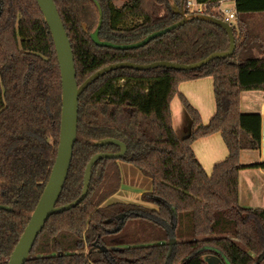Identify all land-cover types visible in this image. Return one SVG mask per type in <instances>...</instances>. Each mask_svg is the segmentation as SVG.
Instances as JSON below:
<instances>
[{
  "label": "trees",
  "instance_id": "obj_1",
  "mask_svg": "<svg viewBox=\"0 0 264 264\" xmlns=\"http://www.w3.org/2000/svg\"><path fill=\"white\" fill-rule=\"evenodd\" d=\"M97 1L103 16L99 36L118 44L137 42L182 19L175 6L183 0ZM197 1L208 4L206 14L224 19L211 11L219 0ZM248 1L237 0L239 13L249 9ZM55 2L73 47L79 84L112 63L190 64L230 47L222 26L198 18L139 48L99 46L91 38L101 18L95 1ZM131 18L138 22L127 25ZM240 21L247 32L245 19ZM250 43L245 39L232 56L192 70L124 67L95 80L80 96L77 141L57 204L82 194L85 170L95 154L120 150L97 141L119 138L127 152L95 163L87 196L50 216L25 264H208V255L225 264H256L264 254V207L239 202L240 171L264 168V161L241 162L242 150L261 149L263 116L241 109L243 91L264 90V43ZM207 76L213 79L216 112L204 123L179 85ZM176 96L192 120L185 138L173 125ZM61 110L57 51L37 0H0V204L13 207L0 209V264L11 256L50 177ZM218 132L229 153L208 173L193 143ZM119 160L152 179L153 189L142 201L154 207L110 201L122 184Z\"/></svg>",
  "mask_w": 264,
  "mask_h": 264
},
{
  "label": "water",
  "instance_id": "obj_2",
  "mask_svg": "<svg viewBox=\"0 0 264 264\" xmlns=\"http://www.w3.org/2000/svg\"><path fill=\"white\" fill-rule=\"evenodd\" d=\"M99 7L101 18L98 28L92 32V40L99 46H106L115 49H134L145 46L151 40L158 36H161L183 24L191 19L198 18L214 22L222 26L228 33L230 39V47L226 51H217L210 54L208 57L194 63L186 64L181 62H173L169 60H159L147 64H140L136 62L123 61L109 64L90 75L81 84L77 80V70L75 64V57L73 47L66 30L63 19L58 10L55 0H37L42 13L47 21L51 30L55 47L57 51V57L60 65L61 79H62V110H61V123H60V138L57 156L53 165L48 182L42 192L40 200L36 205L30 221L24 232L22 233L17 245L15 246L11 256L7 260L6 264H25L29 259L33 247L45 227L46 222L51 215L59 213L65 210H69L78 204H80L89 192L92 171L95 163L101 158H113L120 159L127 152V144L119 138L108 137L97 141L96 144H117L120 150L117 152H100L95 154L89 161L85 170L84 177V188L82 194L74 201L58 205V200L65 186L67 180L72 158L74 146L78 136V123H79V100L81 94L99 77L105 73L116 70L119 68L129 67L138 70H149L157 67H167L178 70L196 69L202 67L216 58H227L234 54L237 48V37L235 27L225 21L224 19L218 18L214 15L206 13H192L189 14L185 7V0L182 1L181 6H175L176 12L182 15V19L157 31L152 32L143 39L128 43L118 44L108 40H102L99 36L100 28L103 22L102 9L97 0H94ZM192 122V120H191ZM192 132V123L188 132L183 135H179L181 138L188 137ZM261 150L264 155V110L262 117L261 127ZM0 209L13 210V207L0 204ZM124 217V216H123ZM124 221L122 222V224ZM175 240L172 238L171 244H174ZM264 259V254L261 255L256 262L259 264ZM208 264H225L218 256L208 255L205 257Z\"/></svg>",
  "mask_w": 264,
  "mask_h": 264
},
{
  "label": "crops",
  "instance_id": "obj_3",
  "mask_svg": "<svg viewBox=\"0 0 264 264\" xmlns=\"http://www.w3.org/2000/svg\"><path fill=\"white\" fill-rule=\"evenodd\" d=\"M195 1L198 2L197 0ZM201 4L206 10H208L207 3ZM247 5L249 6V9H247L244 13H239L237 9V0H219L212 5L211 11L222 13V11L230 9L237 13V19L234 20L233 23L236 25V31H239V33L236 34L238 44L245 39L252 42L249 46L264 43V0H249ZM241 19H245L248 34L246 31H242V28L240 27ZM256 53L258 54L259 52L256 51ZM179 89L190 100V102L199 109L203 122L208 123L216 112V100L212 77L207 76L182 82L179 85ZM253 92H264V90L243 91L241 95L242 110L245 93ZM171 107L174 128L176 129L178 135H183L188 132L191 127V118L185 110L179 96L174 98ZM263 107L264 99H262L260 111L262 116ZM193 149L197 158L200 160L208 173H211L214 165L217 162L224 160L229 153L224 139L219 132L197 139L193 143ZM245 157L246 159L244 160ZM263 161L264 155L262 154L261 149H244L241 151V162L243 164ZM119 165L122 171V184L118 192L110 198V201L114 199V201L111 202L141 203L144 206L154 207L153 204L142 201V195L145 192L152 191L153 189L152 179L145 176L137 167L132 166L131 163L119 160ZM125 194H131L132 197L127 198L125 197ZM239 202L244 207H264V168L246 167L240 171ZM84 251L87 252L88 249Z\"/></svg>",
  "mask_w": 264,
  "mask_h": 264
},
{
  "label": "rangeland",
  "instance_id": "obj_4",
  "mask_svg": "<svg viewBox=\"0 0 264 264\" xmlns=\"http://www.w3.org/2000/svg\"><path fill=\"white\" fill-rule=\"evenodd\" d=\"M117 4L119 6H121L123 4V2L118 1ZM137 22H138V20L131 18L128 20L127 25H133ZM262 99H264V92L245 93L244 98H243V110H242L243 113H260ZM263 110H264V107H263ZM180 132L182 133L181 130H180ZM251 150H254V149H251ZM245 159H246V157L244 158V160ZM132 166H134V165L132 164ZM121 195H123V194H121ZM118 196H120V195H118ZM125 197L131 198L132 196H131V194H125ZM111 201H114V199H112ZM124 201H130V200H124ZM86 249L87 248H85V250Z\"/></svg>",
  "mask_w": 264,
  "mask_h": 264
},
{
  "label": "built area",
  "instance_id": "obj_5",
  "mask_svg": "<svg viewBox=\"0 0 264 264\" xmlns=\"http://www.w3.org/2000/svg\"><path fill=\"white\" fill-rule=\"evenodd\" d=\"M186 7L190 12L194 13H205L206 11L203 5L199 2H196L195 0H187ZM221 14L223 15L225 21L231 23L236 28V25L233 23L234 20L237 19V13L235 11L226 9L222 11Z\"/></svg>",
  "mask_w": 264,
  "mask_h": 264
}]
</instances>
